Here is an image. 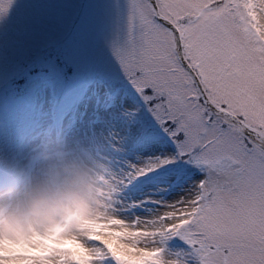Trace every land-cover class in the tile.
I'll list each match as a JSON object with an SVG mask.
<instances>
[{
    "label": "snow or ice",
    "instance_id": "6c2138e0",
    "mask_svg": "<svg viewBox=\"0 0 264 264\" xmlns=\"http://www.w3.org/2000/svg\"><path fill=\"white\" fill-rule=\"evenodd\" d=\"M122 31L136 108L93 158L97 218L0 264H264V0H126Z\"/></svg>",
    "mask_w": 264,
    "mask_h": 264
},
{
    "label": "rangeland",
    "instance_id": "374dc122",
    "mask_svg": "<svg viewBox=\"0 0 264 264\" xmlns=\"http://www.w3.org/2000/svg\"><path fill=\"white\" fill-rule=\"evenodd\" d=\"M106 2V3H105ZM79 0H12L7 12L0 15V74L6 77L17 71V64L20 56L28 52L32 47L37 49L46 45L48 42L65 37L71 31L72 20L76 15V8ZM126 8V0H92L83 15L84 19L78 22L71 35L70 43L73 46L70 49L68 60L73 67V75L70 80H66L68 84L60 83V77L54 75L56 78L52 80V87L50 89L51 96L48 102L51 103L53 99H58L65 102L71 94L77 91V88L84 86L86 81H90L95 95L100 98L101 91L111 93L116 91L118 83L125 84L128 91H132L129 83L126 82L119 64L113 55V43L119 38L123 39L122 18ZM69 23V24H68ZM68 24V25H67ZM51 67L53 65L45 61L42 67ZM89 74H94L92 77H84ZM43 74L37 77H43ZM36 78L31 80L28 90L24 93V97L28 98L29 105L34 103V108H39L42 104L37 103L35 93H40L44 85H36L38 80ZM104 86L107 89H104ZM119 99L118 107L115 112H112L109 117H105V111H108L105 106L93 104L91 110H82V114L89 112L88 115L92 120H98L99 123L105 126L101 132L102 137L94 135V128H89L80 134V125L86 123L85 118H79L77 132L67 142L66 147L69 149L83 152L84 154L96 158L110 147L114 142L122 138L124 130L129 127L128 113L136 108V99L130 98ZM126 100V101H125ZM133 100V101H132ZM17 109L23 110L19 106V102L7 96L5 101L0 105V163H3L2 171L6 166L16 167L21 170H26L31 163L28 152L15 155L10 151L11 139L7 136L6 127L13 130L12 127L18 125L19 122L6 126L8 119L16 121L19 118ZM19 112L23 114L24 112ZM75 110H72L71 124L75 118ZM34 112L31 111L22 122L27 126L29 131L36 128V121L33 123L28 119L33 117ZM22 116V117H23ZM47 115L43 116L40 122L42 127H48ZM91 123V120H89ZM9 130V131H11ZM6 132V133H5ZM14 135V130L12 131ZM26 134L19 136L18 149L22 151L21 147L26 146ZM34 138L41 139L42 133L38 130L33 134ZM66 144V143H65ZM82 146V147H81ZM14 156V160L12 155ZM41 245L40 252L46 248L47 241L40 238Z\"/></svg>",
    "mask_w": 264,
    "mask_h": 264
},
{
    "label": "clouds",
    "instance_id": "9594fccd",
    "mask_svg": "<svg viewBox=\"0 0 264 264\" xmlns=\"http://www.w3.org/2000/svg\"><path fill=\"white\" fill-rule=\"evenodd\" d=\"M28 156L31 169L6 166L0 171V240L23 248L43 237L65 248L62 240L87 231L88 222L97 218L98 165L55 136L33 143ZM165 261L176 264L171 256Z\"/></svg>",
    "mask_w": 264,
    "mask_h": 264
},
{
    "label": "bare ground",
    "instance_id": "6f19581e",
    "mask_svg": "<svg viewBox=\"0 0 264 264\" xmlns=\"http://www.w3.org/2000/svg\"><path fill=\"white\" fill-rule=\"evenodd\" d=\"M92 104H93V102L89 103L88 108H91V107H92ZM115 106H116V109H117L118 104L115 105ZM115 106L112 107L110 110L105 111V117H109L110 114H111L112 112H115V111H116V110H115ZM92 128H94V131H95V132H94V135H96V137L101 138V137H102V134H101V132H99V131L104 130V129H105V126H104L103 124H100V125H95V126H93ZM87 129H88V125H82V126L80 125V134H82L83 131H85V130H87ZM35 142H36V141H32L31 144H33V143H35ZM61 243H65V239L62 240ZM19 249L21 250V252H27L29 249L39 251V249H41V245H40V243L38 242V243L35 244V246H30V245H29V246H25V247H23V248H19Z\"/></svg>",
    "mask_w": 264,
    "mask_h": 264
}]
</instances>
